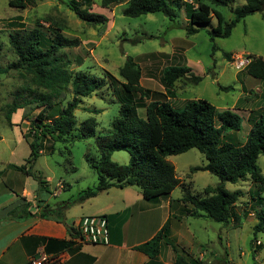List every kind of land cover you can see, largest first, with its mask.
<instances>
[{
    "label": "trees",
    "instance_id": "16d2710c",
    "mask_svg": "<svg viewBox=\"0 0 264 264\" xmlns=\"http://www.w3.org/2000/svg\"><path fill=\"white\" fill-rule=\"evenodd\" d=\"M123 0H101L103 8L111 9ZM186 12L189 25L187 34L194 35L201 27L211 23L215 17L218 25L212 29L211 36L227 38L232 30L244 18L264 12V0H245V4L232 9L234 19L224 26V17L217 8L231 7L232 0H189ZM34 0H8L11 8L26 10L33 6ZM92 0H74L66 6L88 25L98 26L108 22L104 15L95 14L89 10ZM80 5L86 6L81 9ZM182 8V0H129L123 15L138 18L143 15L162 13L171 21L177 20ZM16 19L23 21L22 17ZM39 22L33 29H17L9 35V44L16 57L7 66L0 65V76L11 71L18 72L25 79L23 86L5 108V120L10 127L15 126L13 115L27 107L41 108L32 122L28 135H24L30 147V163L44 155L45 142L54 145L62 143L73 144L77 140L96 137L98 122L90 118L82 122L80 129L76 128L75 111L79 109L82 99L91 97L98 91L107 88L111 96L119 103L117 117L112 122L111 131L96 137L99 152L98 161L91 167L97 174V184L83 190L79 197L71 201L84 202L99 193L113 187H137L148 201H158L170 195L180 184L174 165L169 157L184 154L192 149L198 150L205 163L191 170L194 172H209L220 179L214 187H206L201 194H192L190 187L183 185L185 204L191 205L186 214L194 218L228 224L234 221L238 225L237 214L240 192H230L226 183L236 184L249 180L251 186L257 187L256 192L250 190L251 201H256V194L264 191V176L257 165L259 157L264 156V112L251 121V128L243 145H237L226 140L232 132L241 130L242 118L231 110L220 111L206 100L187 102L182 110H175L167 99L152 100V92L141 86L142 71L131 57L119 70V78L106 74L103 78L89 75L86 72L71 69L72 60L65 52L79 47L80 41L69 39L63 30L54 28L44 33ZM0 41V60L2 57ZM228 61L232 56L225 54ZM250 63L245 67L247 75L264 83V59L248 56ZM184 79L190 84H199L203 77L196 75L190 67H169L162 71L161 82L165 89V98H175L174 84ZM231 87H221L229 91ZM71 100L53 119L48 118L49 109L65 98L68 92ZM149 103L144 106L145 118L139 114L142 100ZM99 114V110L93 111ZM77 131V132H76ZM54 146L46 154L53 153ZM125 151L130 155L127 165H120L112 160L113 153ZM21 169V168H20ZM30 174L29 171H26ZM31 176L44 185V181L36 175ZM188 177V176H187ZM43 188V187H42ZM260 196V195H259ZM39 201V200H37ZM40 203V201H39ZM261 202H257V206ZM31 203H25L9 212L8 220H25L35 216L31 211ZM61 211V210H60ZM41 217H54L55 209L46 206ZM257 223L254 232L264 233V209L255 213ZM70 230L72 228L70 227ZM167 227L160 231L152 240L138 247V250L150 258L160 253V246L165 238ZM175 264H200L185 256L177 255Z\"/></svg>",
    "mask_w": 264,
    "mask_h": 264
},
{
    "label": "rangeland",
    "instance_id": "374dc122",
    "mask_svg": "<svg viewBox=\"0 0 264 264\" xmlns=\"http://www.w3.org/2000/svg\"><path fill=\"white\" fill-rule=\"evenodd\" d=\"M34 1L33 6L21 11L11 8L8 0H0V41L3 48L0 65L7 66L16 59L9 44L10 33L22 28L33 29L39 22L44 33L48 35L49 30L59 28L67 38L80 41L79 47L65 51L72 60L71 69L74 71L86 72L101 78L106 74L119 78L120 68L127 58L131 57L141 68V86L152 92V100L167 99L172 108L178 111L182 110L187 102L206 100L220 111L235 112L242 118L241 130L230 133L226 140L237 145L245 143L251 121L264 112V83L247 75L246 68L238 69L235 64L237 60L242 61L248 56L264 59V12L242 19L229 37L222 38L211 36L212 29L218 25L215 17L196 34H187L186 28L189 23L186 4L190 2L189 0H182V8L175 21L169 20L162 13L138 18L126 17L123 11L127 8L129 0H123L111 9L103 8L101 0H92L93 4L89 11L108 18L106 24L98 26L81 21L66 6V3L74 0ZM244 4L245 0H232L231 7L217 8L224 17V26L234 19L232 9L240 8ZM80 8L84 10L86 6L80 5ZM17 16L22 17L23 21H18ZM225 54L231 55L232 60L228 61ZM169 67H190L196 75L204 79L197 85L190 84L184 79L178 80L174 84L176 97H161L165 94L161 82L162 71ZM25 85V79L16 71L0 76V170L4 169L6 163H10L19 171L14 172V176H8L7 180L0 177L1 187L6 191V194L3 192L1 194L9 198L12 190H16V195L19 194L20 197L21 186L26 183L28 190L39 188L40 196L45 195L51 204L69 199L74 201L83 190L92 188L97 183V174L91 167V163L98 161L100 157L96 137L111 131L112 122L118 115L119 103L107 88L91 97L83 98L79 109L75 111L76 128L79 130L82 122L95 118L98 122L96 137L77 140L67 146L62 143L54 145L51 141L45 142L44 155L39 156L32 164L28 162L30 157L28 142L33 138L30 137L26 141L24 135H28L30 126L41 108L33 105L34 108L30 106L17 111L12 118L15 124L13 127L7 124L4 117L6 106ZM221 87L231 89L224 91ZM64 94L65 99L49 109V119L56 117L66 102L71 100L69 91ZM158 94L161 96H156ZM142 102L143 107L139 109V114L145 118L144 106L149 101L145 99ZM94 110H99L100 113L96 114ZM53 146V153L46 154L45 152ZM170 159L177 167V174L190 182L192 194H201L206 187H214L220 183V179L209 172H191L193 168L205 163L204 156L196 149L172 156ZM112 160L120 165H127L130 155L125 151H117L113 153ZM257 165L264 176V156L259 157ZM22 173L30 178H26ZM31 174L41 178L44 185L39 184ZM47 177L53 178L52 182L47 181ZM75 179L78 181L75 182ZM59 180H65L73 186L63 191L61 197H49V193H54ZM251 185L247 179L236 184L226 183L228 191L241 193L239 211L245 209L247 215L254 212V216L242 218L241 227L228 229L212 220H204L206 222L194 218L189 220L193 233L200 236L199 240L217 254L216 264H236L240 258L246 259L247 264H264V233L254 232L257 223L255 213L264 209V191L255 195L256 201H251L250 190L256 192L258 189ZM180 191L178 196L182 194ZM257 202L261 203L257 206ZM200 224L205 228L203 229ZM226 240L230 242L228 248ZM257 244L262 246L255 252ZM241 252L246 254L245 258L241 257Z\"/></svg>",
    "mask_w": 264,
    "mask_h": 264
},
{
    "label": "crops",
    "instance_id": "0c3cea01",
    "mask_svg": "<svg viewBox=\"0 0 264 264\" xmlns=\"http://www.w3.org/2000/svg\"><path fill=\"white\" fill-rule=\"evenodd\" d=\"M168 160L174 165L180 184L170 195L155 202L145 200L137 187H113L84 202L72 204L69 199L51 204L45 195L40 196L39 188L28 190L26 183L21 186L20 197L19 194L16 195V190H12L9 198L2 196L1 193L6 194V191L0 183V264H28L39 255L60 257V264H175L177 255L196 260L200 264H216L217 254L199 240L200 236L193 233L189 220L194 217L186 214L187 210H191V205L182 201L183 185L190 187L191 184L177 174V167L170 157ZM13 167L14 165L6 163L4 169L0 170V177L7 180L8 176L19 172ZM24 176L30 178L25 174ZM46 179L52 182L53 178ZM76 181L78 180L75 179ZM72 186L65 180H59L54 193H49V197H61L63 191ZM179 191L182 194L178 196ZM25 203H31L30 211L35 216L25 220L7 219L10 211ZM46 206L53 209L57 207L54 217H41ZM239 210L240 207L237 209L240 218L238 225L232 220L224 227L237 229L241 227L242 218L254 216V212L247 215L245 209L242 212ZM86 216L106 217L110 233L107 245L80 241L78 227L81 219ZM194 219L203 220L202 222L208 220ZM200 226L205 228L202 224ZM164 227H167V231L157 257L150 258L138 250V247L152 240ZM226 246H230L229 240H226ZM261 246L262 244H257L255 252ZM245 256L241 252V257ZM236 264H247L246 259L240 258Z\"/></svg>",
    "mask_w": 264,
    "mask_h": 264
},
{
    "label": "built area",
    "instance_id": "2783aa9c",
    "mask_svg": "<svg viewBox=\"0 0 264 264\" xmlns=\"http://www.w3.org/2000/svg\"><path fill=\"white\" fill-rule=\"evenodd\" d=\"M250 59L236 61L238 69H244L249 63ZM242 67V68H241ZM78 236L80 241L89 244L107 245L110 241V233L108 228V221L104 216H86L80 221L78 227ZM62 258L47 257L39 255L32 258L28 264H60Z\"/></svg>",
    "mask_w": 264,
    "mask_h": 264
}]
</instances>
